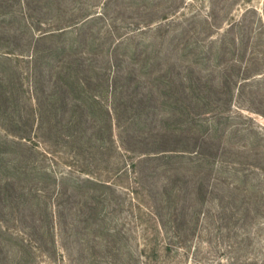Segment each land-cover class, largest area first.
Masks as SVG:
<instances>
[{"label": "trees", "instance_id": "1", "mask_svg": "<svg viewBox=\"0 0 264 264\" xmlns=\"http://www.w3.org/2000/svg\"><path fill=\"white\" fill-rule=\"evenodd\" d=\"M208 1L188 16L186 0H0V264H40L74 236L80 264H183L206 221L263 211L249 113L264 118V8ZM60 149L95 169L136 155L134 188L113 180L120 165L41 170ZM142 189L155 234L135 252L115 221L127 198L141 211Z\"/></svg>", "mask_w": 264, "mask_h": 264}, {"label": "rangeland", "instance_id": "2", "mask_svg": "<svg viewBox=\"0 0 264 264\" xmlns=\"http://www.w3.org/2000/svg\"><path fill=\"white\" fill-rule=\"evenodd\" d=\"M162 1L167 2V0ZM186 1H188V4H190L184 11V13H186L188 16L195 13L205 14L208 12L211 5V2L208 0ZM251 4L259 8L262 13L264 8V0H254L251 2ZM66 9L69 12L68 18H70L69 16H73L75 13L77 14V3L75 4L69 1L68 5H66ZM233 14H235V16H240V9H237ZM16 28L17 24L12 28L13 31ZM122 32L126 33L127 31ZM148 40H152L150 36H144L143 38L139 39V41H142L143 43ZM72 41L73 40L71 38H64L61 40L62 43H66L68 46H72ZM206 41L208 42V39H206ZM249 115L254 118L255 126L264 128L263 117L252 113H249ZM245 143L246 142L238 138L236 139L235 146L239 147ZM48 146L53 148L52 146L54 145L52 143V145ZM49 150L51 151V149ZM136 158V155L130 156L127 153L121 156L115 154L109 164L107 161L108 158H104L105 162L107 163L102 165L100 169H95L91 163V160L87 162H77V159H75L74 156L69 153V151L60 149V151L57 153H52L42 157L41 160H43V164L41 165L40 169L52 170L58 175H61L62 172L68 170H77V176H81L79 174V170H86L87 173L93 171H100V173H103L105 170H116L115 166L120 165L122 168L121 170H125V168H127V170H131V172H129L128 176L121 177L120 179L115 178L114 176L113 180L122 187L130 186V188H134L135 174L132 171L134 169L128 168V166ZM85 164L92 166L87 167ZM107 166H109V168H107ZM150 169L151 168L149 167L145 170ZM82 176L87 177L88 175L84 174ZM105 176L103 177L105 178ZM261 178L262 180L264 179V174H262ZM139 191L140 193L137 200L141 203V211H136L135 216H133L131 212L130 200L127 198V201L125 200L124 209L119 210L118 214L116 215L118 220L115 218V220H117L115 222H119L121 224L124 223V229L135 238L134 243L131 246L135 252L142 250L144 244L143 238L147 236V234H150L152 237L155 234L153 227H150V225L147 223L151 221L149 212L152 211L153 201L148 195H146V189ZM133 203L136 202L134 201ZM219 203L220 202L218 201L209 204V208L212 209L213 216L216 214L214 209L218 208L217 204L219 205ZM140 218H142V224H140ZM148 226L150 228H148ZM77 240L78 237L76 238L74 236V238L70 241L68 250L67 248H61L63 246V242L59 240V247L63 253L58 252L55 257L40 256L38 259L39 263L80 264L77 259H81V256H79L81 254V250ZM136 242L139 243V246H136ZM183 264H264V209L261 213L254 210L251 217H242L240 221L232 223L231 226H228V224L225 222H221L219 217H213L210 219V221H206V223H204L201 227V230L197 236L194 238L189 256L186 259H183Z\"/></svg>", "mask_w": 264, "mask_h": 264}]
</instances>
